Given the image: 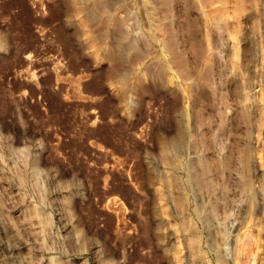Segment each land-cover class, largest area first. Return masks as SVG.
<instances>
[{
	"label": "rangeland",
	"instance_id": "1",
	"mask_svg": "<svg viewBox=\"0 0 264 264\" xmlns=\"http://www.w3.org/2000/svg\"><path fill=\"white\" fill-rule=\"evenodd\" d=\"M258 4L0 0V260L261 264Z\"/></svg>",
	"mask_w": 264,
	"mask_h": 264
},
{
	"label": "bare ground",
	"instance_id": "2",
	"mask_svg": "<svg viewBox=\"0 0 264 264\" xmlns=\"http://www.w3.org/2000/svg\"><path fill=\"white\" fill-rule=\"evenodd\" d=\"M259 14H264V4H258L253 6L250 10L240 13V14H233V15H227L224 12L220 10H215L214 11V17L215 19L220 23L221 29L223 32H225L228 35V40H229V48L227 52V62L228 65L230 66L231 70L234 71L237 63V48L234 44V41L231 39V36L228 33V27L231 24L238 23V22H243L252 19L256 15ZM250 50L254 52L256 57L261 60L264 55V50L261 46V41L259 38L252 37L250 38ZM255 71L257 68H255ZM253 91L255 93V99L252 102L253 109L251 111V122L253 125V130L254 133L252 136V140L254 145L260 146V150L262 147H264V112L263 109L260 108V104L264 102V90L261 88V83H253L252 85ZM262 107V106H261ZM258 148V147H257ZM256 150V149H255ZM259 150V149H258ZM257 152V151H256ZM260 152V151H259ZM255 154V153H254ZM253 154V161L258 169L261 170L263 169L264 163L262 162L261 154ZM264 185V184H262ZM262 185H259L256 188L257 193L260 195L261 199V207L263 209L264 213V187ZM260 222V223H259ZM258 222L259 228H261V231H264V217L263 220ZM196 240V239H195ZM197 243V242H196ZM198 244V243H197ZM199 247V245H197ZM198 250V248H197ZM200 251V250H199ZM2 260V259H1ZM0 260V261H1ZM6 260V259H5ZM4 261V259H3ZM1 261L0 264H9L6 263V261ZM261 264H264V258H262Z\"/></svg>",
	"mask_w": 264,
	"mask_h": 264
}]
</instances>
